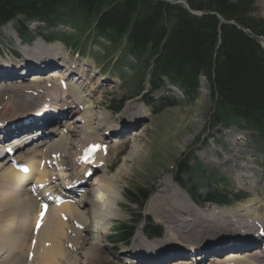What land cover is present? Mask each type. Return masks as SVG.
<instances>
[{
  "label": "rangeland",
  "instance_id": "obj_1",
  "mask_svg": "<svg viewBox=\"0 0 264 264\" xmlns=\"http://www.w3.org/2000/svg\"><path fill=\"white\" fill-rule=\"evenodd\" d=\"M166 1L172 2V0ZM181 1L177 4L185 7V1ZM251 3V9L248 14V18L252 22L250 23V28L246 26L240 27L236 22L232 20L227 21L223 18H219L220 24L227 23L235 25V27L237 26L244 32L250 33L252 37H255L259 41V45L264 47V38L254 32L255 27L253 25V22L256 19H260L264 22V0H251ZM189 11L197 16L203 14H215L214 12L206 10L198 11L189 9ZM10 24H8V26L5 25V27L3 26L2 30L0 29V32L3 35L0 36V52L2 53L0 58L2 59V64H12V61H10L9 58L14 61L19 59V61L22 62L24 59L21 56L23 51L27 48L30 49L34 44H38L36 43L37 41H39V43L41 41V39L37 38L34 44H24L15 37L14 31L11 29L13 28V24ZM27 27L32 31L41 26L35 22H30L27 23ZM61 31L72 32V29L70 27H62ZM5 33H7L8 38H6ZM10 39L13 41H10ZM88 39L92 42V37H89ZM100 42L102 43L101 40ZM75 44L77 45V42H75ZM46 45L48 47L52 45L58 47L60 58L56 57L57 60L62 61V57H65V61L77 64V69L74 70L75 72H72V76L77 73L78 68L89 69L88 72L86 71L87 76L85 80L88 79L90 86L95 90H91L92 93L88 97L93 101V112L96 116L101 117L102 120L101 126H97L95 123L91 126L94 133L97 134V137L101 140L99 141V145L103 147L101 149H104V151L102 150L103 152L100 150L98 156L100 159L106 158V164L109 165L108 169L105 171L100 168L93 173L91 172V169H85L83 170L84 175L86 176L85 178L88 177L86 181H77L75 177V181L77 182L69 184H76V187L83 190L88 187L91 191L94 183L98 180H100L101 183L105 181V179L99 178H103L102 175L104 174L109 179L105 181L106 184L104 185L103 190L97 192L96 195L99 197L101 196V199L104 202L109 201L108 203L110 207H108V211L112 212V214H110L108 223L106 222L108 229L115 225V223L127 224L133 227V235L130 238V241L119 245L118 249H113L112 246H103L105 240L103 237H100L102 238V241L99 240V246H91L92 248L90 247L91 249L89 248L88 251L86 250L88 248L86 246L88 245L84 248H79L78 245L83 246L85 242L91 238L89 234L84 231L83 235L82 233L80 234L82 235V238L79 237L80 241H78V238L75 240L70 237L71 230L69 236L66 234V231H64L68 238L61 237L56 241L57 246L60 248L58 254H51L48 257H42L46 264H123L121 258L118 257L119 251L128 250L136 239L147 240L148 242L154 243L155 246L160 244H170L175 241L173 238H167V235L165 234V226L161 222H157L160 220L157 218L155 219L147 208L150 203V198L155 194H160L163 188L162 185H168L169 187L171 185L177 186L170 179L176 166H180L183 169L191 168V174L183 175V184L189 187L191 183H195L196 187L199 188L200 193L202 192L201 190L206 187L207 178L200 177L198 172H204V176L207 177L210 176L209 170L224 180V182L220 181L219 185L226 189L232 190L236 193L243 192L247 196H250L252 190L255 189L261 201L258 205L257 213L255 216L247 215L246 217H242L241 220L247 219V225L244 226L243 229L238 230L242 233L251 230L250 232L255 234L257 229L259 230L263 228H258L255 222L258 221V217L264 216V147L261 146L259 139L251 132L238 130L234 126L228 128L219 126L215 128L213 126L211 121L213 119V117H211L212 100L209 97L208 88L203 77L200 78L198 92L193 100L191 97H183L181 93L173 88L174 91H171L170 93L166 91V88L162 87L156 92L149 94V96L154 99L151 103H155L154 101H157L162 96H169L170 102H174L173 106L163 107L160 111L154 113L149 107L145 109V107L141 105V99H139V93L141 91L136 93L137 88H139V82L137 80L139 79L140 74L129 68L128 63H133L134 58L125 51L117 53V50L102 49L101 46H95L91 43V45L89 44L85 47L87 50L80 54L83 58V60H81L77 54L70 52L64 44L54 41L51 42V44ZM12 50L17 54L15 57L16 59H14L10 53ZM93 59H96V62L93 61ZM21 71L22 70L18 69V71L14 73L19 74ZM122 73H125L123 76L124 79L114 77L115 81L110 82L112 76H115V74L121 76ZM26 78V75L22 76V79ZM102 81H106L109 84L103 86V84H101ZM27 83L28 81L24 80V83H14V85L22 86ZM144 89H146L145 86ZM83 94L85 95L86 93L83 92ZM110 100H113V103L115 104H121V107H119L115 113L107 110ZM131 100H134L132 104L129 103ZM138 108H143V111L146 112L139 118L145 123L144 130L142 128L144 138L138 143L139 149L137 150L136 148L135 150V152L137 151V154L135 156L133 155L134 157L130 160L128 159L125 163L126 157L131 149V143L125 142L129 135L125 130L124 124L129 123L127 120L130 119L125 118L123 114L130 112L131 110H137ZM42 109L43 108L39 109V107H37L30 110L36 113ZM80 109L82 110V107L76 108L75 111L72 112L74 116L79 119L81 118ZM27 111H24V114L15 113L14 118L19 116H24V118L28 116L27 118H31L35 115L32 113L26 114ZM67 112L70 113L71 110H68ZM13 116L14 115L10 117ZM79 119L76 122H73V124L81 127L82 123ZM105 120L106 124H104ZM54 124L58 126V123L56 122H53L51 126ZM29 126L30 124L26 125L27 129ZM80 130L83 132L84 129L80 128ZM93 137H95V135H93ZM72 138L78 143V136H72ZM4 139L7 142V137ZM53 140L56 139L53 138ZM46 146L47 145L42 148H45ZM74 150L75 147L66 148V151L71 155ZM118 150H120V152H118ZM77 152L78 151L76 150V154ZM227 159H231L232 161ZM202 169L206 171H202ZM250 170H253V175L250 173ZM66 173L70 176L69 180H72L71 178L76 174L75 171L69 169H67ZM245 174L248 176H245ZM187 179H190V182H187ZM92 180L94 183L92 182L91 184ZM140 188L144 189L147 194V199L144 202L140 213L142 216H145V219L148 218L152 220L157 228H161V238H146L145 235H147V232L139 227L138 222H135L136 219L139 218L140 213L133 211V205L136 201L129 200L127 196H130V192L134 193ZM34 193L30 194L34 195ZM181 193L183 195L185 194L182 191ZM86 195V198L89 199L90 196H88V194ZM186 195L188 196V194ZM240 203H244V200L235 202L232 206ZM197 204L203 205L205 209L213 208L208 204H201V201L199 200ZM36 209L37 206L35 210ZM30 212L32 218H27V215H24V222H21L20 217L15 216V220L13 219L11 221L12 224L9 225V230L7 231L9 234L3 232L4 234L1 235L0 241H2V245L4 241H7L5 246L6 252L0 257V260L2 259L4 264H10L11 261L18 259L20 262H25L26 264L27 262L34 264V261H36V258H38V255L42 251V249L41 251L39 250L40 252L35 250L38 244L37 240H35L37 238L32 236L33 232H28V234L24 231L19 232L20 227H23L26 222L31 224L30 227L34 226L32 225L34 220L33 211ZM213 222L215 221L213 220ZM262 224L264 225V221ZM213 226H215V224H213ZM248 226L251 227L248 228ZM11 228L14 230L11 231ZM104 228L106 227L104 226ZM238 230L235 229L227 231L224 234L210 235L206 242L216 243L219 240L225 242V239L229 237L228 235L234 234ZM17 231L19 233L17 236L10 235V233H16ZM262 231L264 232V229H262ZM97 235L100 234L98 233ZM16 237H18V240L20 241H23L24 239L25 250H27V256L30 259H26L25 261V255L19 258V252L11 251L14 249L16 250V244L19 243L16 240ZM31 237L32 240H29ZM262 239L264 241V236ZM33 240H35L36 243L33 242ZM67 240L72 243V245H75L76 249H71L70 245L67 246ZM91 243L92 241L90 244ZM32 245H34V248H32ZM170 246L176 245L170 244ZM187 246L188 242L182 246L183 250H185ZM96 247H98V249H95ZM63 251L72 253V256H68L67 258L61 257ZM33 252L35 254H33ZM85 252L87 253L86 255H84ZM39 259L40 258H38V261ZM42 259H40L39 264H43ZM61 259L63 260L61 261ZM168 261H172V259L159 263L143 262V264H165ZM204 263H206L205 259L198 264Z\"/></svg>",
  "mask_w": 264,
  "mask_h": 264
},
{
  "label": "bare ground",
  "instance_id": "obj_2",
  "mask_svg": "<svg viewBox=\"0 0 264 264\" xmlns=\"http://www.w3.org/2000/svg\"><path fill=\"white\" fill-rule=\"evenodd\" d=\"M38 42L39 41H37V43ZM21 56L24 58L22 62H11L12 64H2V59L0 58V72H5L6 75H12L15 77L14 79H16L18 76H23L22 73H14L17 72L20 67L26 69L25 71H38V73H41L46 69L54 68V66L63 67L66 71L64 74H60V69H55L54 72H50V74L48 73L46 75L33 74V76L29 77V82L22 86H15L14 83H18V81L13 80H6L5 82L0 83V129H6L1 137L9 136L14 140L13 143L16 147L15 148L7 143L12 141L9 140L0 143V149L3 151L8 149L12 151L14 149L16 151L15 158L20 162L22 161L27 167V171L22 173L11 169V167L7 166L5 162L0 159V237L4 233L9 234L7 231L9 230V225L12 224L11 221L15 216L20 217L21 222H24V215H27V218H32L30 211H33L34 220L32 225L34 226L30 227L31 224L26 222L23 227H20L19 232L24 231L27 232V234L28 232H33L32 236L37 238L35 240H37L38 244L35 250L41 251L42 249L41 252L39 251L40 254L38 255V258L42 259L43 256L48 257L51 254L54 255L59 253L60 248L57 246L56 241L61 237L68 238L70 230V237L75 240L78 238V241H80L79 237L82 238L84 232L80 227L86 226L88 228L95 226L96 233L99 232L98 229H102V235L106 233V222L109 220L112 212L108 211V207H110L108 203L109 201H106L105 203L100 202L101 196L99 197L96 193L103 190L104 185L106 184L105 181L109 178L103 174V178H99L105 179V181L101 183L100 180H98L94 183L92 180L91 184L92 182L94 183L92 190L90 191L88 187L83 190L81 195L85 196L88 194V196L92 197L91 201L86 203L84 210H78L73 202H66L67 206L55 205L54 207L48 208L44 217L40 218V205L44 202V199H41L40 202L36 197H46L48 194H53L58 191L63 184H69L70 180L68 179L70 176L66 173L67 169L76 172L72 179L76 177L79 181H86L88 177L85 178L86 176L84 175L83 170L91 169V172L93 173L101 168L106 171L109 165L106 164V158L100 159L98 156L100 150L104 151V149H101L103 148L99 145V141L101 140L97 137L98 135L94 133L91 126L93 123L97 126H101L102 120L101 117L96 116L93 112V101L88 97L92 93L91 90H95L90 86L89 80H85L87 76L86 71L88 72L89 69L78 68L77 73L71 76L70 73L77 69V64H68L64 59L63 62L58 64L55 59L56 57L60 58V51L58 50V47L53 45L48 47L41 43L34 44L30 49H25ZM51 63L54 66H52ZM72 66H74V68H72ZM67 72L68 77H74V80L69 84L71 93L63 94L61 89H66V85L63 87L59 82L64 80L62 78L67 79L65 77ZM9 77L10 76H7V78ZM6 82H10L11 84H5ZM101 84L105 86L109 83L102 81ZM83 92L86 94L84 95ZM67 99H70V101H67ZM133 101L134 100H131L129 103L132 104ZM72 106H75V108L71 109L70 113L67 112V110H64L65 107ZM37 107L43 109L36 112L37 116L32 120H27L24 116L14 118L15 113L24 114V111ZM79 107H82V110L80 109V119L72 113ZM27 113L35 114L31 110L27 111L26 114ZM145 113L146 112H144L142 108H138L137 110H131L130 112L123 114L125 118L130 119L127 120L129 123L124 124L125 130L129 135L125 142L131 143V149L126 160L124 159L125 163L128 159L130 160L137 154V151L135 152V150L136 148L137 150L139 149L138 143L144 138L142 128L144 130L145 123L139 118ZM60 114L65 119V127L59 126L56 128L54 125L50 128L51 124L59 119ZM12 115L14 116L10 117ZM78 119L82 123L81 127L73 124V122H76ZM29 124L30 126L27 129L26 125ZM104 124H106V120L104 121ZM48 127L49 129H47ZM80 128H83L85 131L83 130L82 132ZM33 132L35 133L33 134ZM40 133L43 134L41 138L45 140L47 139L46 141L38 139L36 140L38 142H35V145H33V143L28 144ZM93 135H95V137H93ZM72 136H78V143L74 141L75 139H73ZM53 138L56 140H53ZM45 145L47 146L42 148ZM68 147H75L72 155L66 151V148ZM76 150L78 151L77 154ZM87 151L91 152L93 156L91 166L83 164L80 160V157L85 156ZM118 152H120V150H118ZM250 173L253 175V170H250ZM162 186L163 188L160 194H155L150 198L147 210L152 213V216L155 219L157 218L160 220L157 222H161L165 226V234L167 235V238L175 239V241L170 244L182 246L190 239L191 244L186 249V252L190 253L192 250H197L200 253L199 255L203 257L212 249V247L200 248V243L208 240L210 235L224 234L227 231L243 229V227L247 225V219L241 220V218L249 214L255 216L258 205L261 202L254 189L251 192V198L245 203L238 204L229 209H215L212 212L217 214H213L210 212H202L201 208L189 203L186 197L176 187H173L172 185L170 187L168 185ZM33 187V193L37 192L36 195L30 194V191H27V189L30 190ZM84 199L86 198L84 197ZM36 206L37 209L35 210ZM77 211H79L78 215L80 220H75L73 216ZM232 216H239V218H234ZM257 219V223H259V225L263 227L262 229H264V225L262 224L264 216H260ZM213 220L215 222H213ZM38 222L39 226H37ZM213 224H215V226H213ZM104 226L106 228H104ZM250 227L251 226H248V228ZM12 230L14 229L11 228V231ZM64 231H66L68 236ZM81 233L82 235H80ZM18 234V231L16 233H10L12 236H17ZM244 234L245 235L234 240L236 241L234 245H225L224 247L220 246L213 249L216 252H220L227 250L228 247H250L252 244L256 243V239H253V237L250 236V232ZM16 240L19 242L16 244V250L14 249L11 251L19 252V258L25 255L26 261L28 256L27 250H25L24 246V239L23 241H20L18 240V237H16ZM29 240H32V237ZM90 240L92 241L91 244ZM98 242V236L95 238L91 237L83 246L78 245V247L84 248L88 245L86 246L88 247L86 249L88 251L91 246H99ZM6 244L7 241H4L3 245L2 241H0V257L6 252ZM66 244L67 246L70 245L71 249H76V246L72 245L68 240L66 241ZM204 244L205 243H202V245ZM32 248H34V245ZM95 249H98V247ZM171 251L172 249H169L168 244L155 246L154 243L146 240L136 239L128 250H120L118 257L120 258V256L126 254L133 256L135 261L133 258L129 260L125 257L123 259V262H126L127 264H143V262L159 263L166 260ZM86 252L84 255L87 254ZM250 252L251 254L244 253V256L246 257H239L237 254L232 253H227L225 256H221V258L223 257L222 259L220 257L212 256L207 263L264 264V247H259L255 251ZM33 254L35 253L33 252ZM171 255L183 256L184 253L183 251H179L176 253L174 252ZM68 256H72V253L63 251L61 254V257L63 258H67ZM203 257L201 258L202 260ZM38 258H36V261H38ZM40 259L38 262L34 261V264H39ZM62 260L63 259H61V261ZM179 260L180 261H169L166 264H171V262H174L173 264H190L182 259ZM42 261L43 264H46L43 259ZM0 264H4L2 259L0 260ZM10 264L26 263L20 262L18 259L11 261ZM27 264H30V262H27Z\"/></svg>",
  "mask_w": 264,
  "mask_h": 264
},
{
  "label": "trees",
  "instance_id": "obj_3",
  "mask_svg": "<svg viewBox=\"0 0 264 264\" xmlns=\"http://www.w3.org/2000/svg\"><path fill=\"white\" fill-rule=\"evenodd\" d=\"M184 1L191 10L216 15L197 16L163 0H0V25L17 18L40 20L48 29L69 24L76 33L63 35L68 42L92 33L113 50L133 56L129 68L151 90L165 79L193 99L203 77L212 100L214 125L234 123L256 131L264 144V50L250 33L220 24L219 19L250 28L251 0ZM16 22L18 31H25L22 21ZM253 23L254 32L264 38V22L256 19ZM119 107L120 103L109 104L113 110ZM221 193L215 200L227 203V193ZM129 195L128 199L140 202L146 197L141 188ZM120 229L114 230L112 241L128 235Z\"/></svg>",
  "mask_w": 264,
  "mask_h": 264
},
{
  "label": "water",
  "instance_id": "obj_4",
  "mask_svg": "<svg viewBox=\"0 0 264 264\" xmlns=\"http://www.w3.org/2000/svg\"><path fill=\"white\" fill-rule=\"evenodd\" d=\"M163 1H166V0H163ZM181 1V0H180ZM180 1H172L174 3H180ZM168 2V1H167ZM182 2V1H181Z\"/></svg>",
  "mask_w": 264,
  "mask_h": 264
},
{
  "label": "snow or ice",
  "instance_id": "obj_5",
  "mask_svg": "<svg viewBox=\"0 0 264 264\" xmlns=\"http://www.w3.org/2000/svg\"><path fill=\"white\" fill-rule=\"evenodd\" d=\"M41 215H43V213ZM37 226H39V222H38V225Z\"/></svg>",
  "mask_w": 264,
  "mask_h": 264
}]
</instances>
